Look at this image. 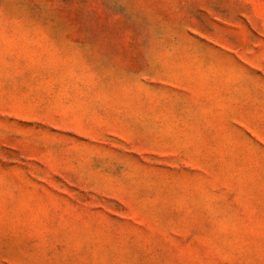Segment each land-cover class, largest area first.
<instances>
[{
  "label": "rangeland",
  "instance_id": "374dc122",
  "mask_svg": "<svg viewBox=\"0 0 264 264\" xmlns=\"http://www.w3.org/2000/svg\"><path fill=\"white\" fill-rule=\"evenodd\" d=\"M0 264H264V0H0Z\"/></svg>",
  "mask_w": 264,
  "mask_h": 264
}]
</instances>
